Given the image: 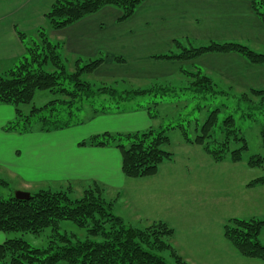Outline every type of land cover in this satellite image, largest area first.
<instances>
[{"label":"crops","instance_id":"1","mask_svg":"<svg viewBox=\"0 0 264 264\" xmlns=\"http://www.w3.org/2000/svg\"><path fill=\"white\" fill-rule=\"evenodd\" d=\"M54 1L0 0V72L11 69L26 53L18 31L27 37L37 36L38 29L48 25L45 14ZM119 16V9L107 6L64 29L51 28L49 32L63 43L62 51L69 58L88 60L102 53L105 61L96 72H107L108 77L129 76L147 82L160 77L157 67L171 75L188 66L199 67L215 83L228 82L235 90L264 85V66L254 65L236 53H209L193 61L153 58L159 54L158 49L161 53L169 51L174 40L184 38L188 42L205 39L253 43L264 49V24L249 0H145L130 19L119 22ZM115 56H122L125 61L117 62ZM15 117L13 105L0 104V168L19 177L21 189L26 192L35 186L71 187L75 182L90 186L96 181L105 190L116 189L119 198L125 195L135 209L150 219L183 221L194 215L201 219L210 211L215 212L212 218L218 224L231 217L264 219V185L248 187L261 172L244 162L193 163V173L210 171L208 166L222 168L225 177L217 185L210 183L207 176L205 186L200 178L185 175L186 179L181 180L171 164H162L154 176L128 178L122 172L117 148L78 144L104 131L131 132L150 127L151 119L144 108L131 106L100 113L82 124L46 132L6 130L5 126ZM92 125L94 129L83 136V128ZM206 187L217 194L210 198ZM7 238L0 231V244Z\"/></svg>","mask_w":264,"mask_h":264},{"label":"trees","instance_id":"2","mask_svg":"<svg viewBox=\"0 0 264 264\" xmlns=\"http://www.w3.org/2000/svg\"><path fill=\"white\" fill-rule=\"evenodd\" d=\"M145 0H55L46 12L45 18L54 30L64 29L102 8L112 6L120 10L119 22L130 19ZM253 12L264 24V0H249ZM25 45L26 53L9 70L0 72V104L15 107L16 117L5 129L26 133L32 130L52 131L79 125L87 120L78 118L88 106L91 110L88 119L100 113L122 111L140 96H166L173 89L167 85L156 84L150 88H136L118 91L111 86L96 87L84 79L85 75L97 71L105 61L100 53L97 58L74 59L75 70L69 71L68 57L62 51L63 43L52 42L45 27L37 31L38 39H27L18 31ZM191 43V42H190ZM167 52L153 55L157 60L193 61L209 53H236L254 65L264 66V53L237 41L211 40L205 45L186 46L176 39ZM123 63L122 56L114 57ZM196 71L185 68L181 72L191 76L196 92H207L218 85L199 67ZM38 90H47L55 95L41 107L33 106L29 114H24L20 105L31 103ZM219 90V89H218ZM242 94L243 99L263 96L264 89L250 88ZM218 92H223L219 90ZM102 98V99H101ZM102 101H101V100ZM100 101V103H98ZM133 102V101H132ZM152 101L136 102L132 107L144 108L151 119L156 114L150 106ZM160 101H154L158 106ZM219 109L210 112L202 123H195V133L180 122L168 128H180L186 143L201 146L206 155L215 162H242L248 150L246 138L241 134L233 115L227 116L219 125ZM38 124L33 128L34 124ZM219 126V128H218ZM264 144V126L260 130ZM239 146L232 149L231 145ZM80 146L109 147L120 151L122 172L128 178L154 176L165 161L173 159L174 154L165 149L171 138L165 129L150 126L143 131L111 132L93 134L78 143ZM250 167L263 169L262 175L248 183V187L264 185V158L252 155L247 159ZM8 182L0 177V187ZM71 187L67 190L52 191L41 189L30 193L29 198L15 196L3 198L0 195V231L40 233L51 226L55 237L46 248L31 246L22 238H7L0 244V264H187L175 251L167 238L174 235V228L165 221H156L145 228L126 224L113 213V203L103 196L104 187L94 181L86 188L80 199H72ZM60 220H71L80 227L87 228L86 240H73L60 234ZM264 219L230 218L223 226L224 236L244 257L264 262V244L260 235ZM100 237L97 241L91 238ZM170 252V262L162 253Z\"/></svg>","mask_w":264,"mask_h":264},{"label":"rangeland","instance_id":"3","mask_svg":"<svg viewBox=\"0 0 264 264\" xmlns=\"http://www.w3.org/2000/svg\"><path fill=\"white\" fill-rule=\"evenodd\" d=\"M45 29L50 40L52 42H57L56 36L50 34L49 32L51 31L49 24L45 27ZM27 39L37 40L38 36H28ZM182 40L186 46H190V44L193 46L205 45L209 42L205 39L197 41L192 40L191 43L186 41L185 38ZM245 44L255 51L264 53V49H262L263 47H257L253 45V43ZM156 52L161 53L162 51H159L158 49ZM63 54L67 56L65 53ZM74 64V59L68 57L66 65L69 71L72 72L75 70ZM184 68L189 71H196V69L193 67L186 66ZM156 70L157 76L160 77L151 78L150 80L147 79V82H145L143 79H134L133 77L129 76L108 77L105 76L107 72L98 73L96 71L92 74L85 75L84 79L92 82L96 87L106 85L114 87L118 91L136 88H150L156 84L167 85L173 89L163 97H154L153 95L140 96L132 100L133 102L131 101L129 104H124L123 108H130L136 102L147 103L152 101L150 106L152 107V111L154 114H156V116L154 119L150 118L151 126L158 130H166L167 135L171 138V144L165 146V149L174 154L172 160L165 161L162 164H171L173 169L180 173L181 180L186 179L185 175L190 178H200L199 182L201 185L205 186L206 178L204 176H207V179L210 180V183H214V185L219 184V182L223 180V177H225L220 171L222 169L220 167L216 169L214 167L208 166L210 171L204 169L205 174L204 171H197L193 173L190 170V167L193 166L194 162H199L202 165L207 160L216 165V163L221 164L225 161L215 162L214 160H211V158L206 155L201 146L188 144L185 142L183 132L180 128H168L172 125L182 122L186 128H188L189 133L194 135L195 123L198 122L202 124L207 119L210 112L217 108L219 109V125H221L222 121L227 116L233 115L237 127L247 140L248 150L244 152V160L242 162L247 164V159L252 155H261L264 158V144L260 134V130L264 126V95L253 96L249 100L243 99L242 94L249 90H235L233 89L234 85L232 87L230 83L223 81L220 84L216 82L218 84L216 89L199 93L196 92L192 87L191 82L194 80V78L191 76L182 72L177 73L176 71V73L172 72L171 75H166L165 72H161V69L158 67ZM228 86H231L232 89H230ZM252 87L264 89L263 84L252 85ZM218 89L222 90L223 92H218ZM53 98H55V95H53L51 92L47 90H38L33 101L31 103H22L20 108L24 114H29L33 106L41 107ZM154 101H160L161 103L156 106L153 104ZM98 103H100V101H98ZM90 113L91 110L88 106H86L84 112L80 113L78 118H84L88 121V116H90ZM33 126V128H36L38 124L36 123ZM92 128L94 129V125L83 128L85 129L82 132L83 136H87V132L91 131ZM148 128L139 129V131H143ZM238 146L239 144L234 143L231 145V148L234 149ZM253 168L261 172L262 175V168ZM0 177L8 182L7 186L0 187V195L3 198L15 196L17 191H26L21 189L23 188L21 179L11 174L7 170L0 168ZM88 187L89 186L85 185V183L75 182L71 186V198L80 199L83 196L84 190ZM49 188H51L50 190L52 191H59L67 190L69 187H59L55 185L49 187L48 185H42L40 187L35 186L31 189V191L28 192L33 193L41 189L48 190ZM205 189L207 190L208 196L210 198L217 194L214 192L213 188L209 189V187H206ZM103 196L108 202L113 203V213L122 217L126 224H130L139 228H145L153 222L160 221L158 219H150L144 213L135 209L133 204L127 200L125 195H121L119 198L118 191L116 189L111 188L105 190L104 188ZM211 204L212 202H210V205ZM199 211H201V209ZM176 212L177 210L172 213L173 217L176 216ZM213 213L215 212L210 211L208 214H204L201 219L195 218V215L183 221L177 218L168 219L170 221L161 219L162 221L167 222L175 230L174 235H172L170 238H167V241L172 245L176 253L184 261H186L187 264H264V262L259 259L242 256L224 236L223 226L230 218L227 219L223 224H218L215 223L216 219L212 218L214 217ZM207 217L208 220H206ZM57 231L62 235H68L72 237L73 240H86L88 238L87 228L80 227L71 220H60ZM55 234L56 231L54 228L49 226L43 229L40 233L12 231L7 235L8 238H22L33 247L46 248L50 244V241L54 239ZM91 239L97 241L101 240L100 237ZM260 241L264 244V233L260 235ZM162 254L170 262L172 261V259L169 257L170 252H163Z\"/></svg>","mask_w":264,"mask_h":264},{"label":"water","instance_id":"4","mask_svg":"<svg viewBox=\"0 0 264 264\" xmlns=\"http://www.w3.org/2000/svg\"><path fill=\"white\" fill-rule=\"evenodd\" d=\"M29 196H30V193L26 191H17L15 193V197L19 199L29 198Z\"/></svg>","mask_w":264,"mask_h":264},{"label":"bare ground","instance_id":"5","mask_svg":"<svg viewBox=\"0 0 264 264\" xmlns=\"http://www.w3.org/2000/svg\"><path fill=\"white\" fill-rule=\"evenodd\" d=\"M185 67V66H184Z\"/></svg>","mask_w":264,"mask_h":264}]
</instances>
